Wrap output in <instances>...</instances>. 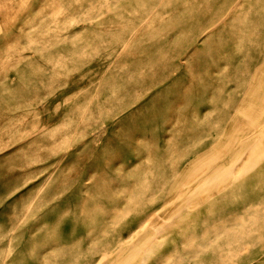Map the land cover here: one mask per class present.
<instances>
[{
  "label": "rangeland",
  "instance_id": "rangeland-1",
  "mask_svg": "<svg viewBox=\"0 0 264 264\" xmlns=\"http://www.w3.org/2000/svg\"><path fill=\"white\" fill-rule=\"evenodd\" d=\"M263 64L264 0H0V264H264Z\"/></svg>",
  "mask_w": 264,
  "mask_h": 264
},
{
  "label": "bare ground",
  "instance_id": "bare-ground-1",
  "mask_svg": "<svg viewBox=\"0 0 264 264\" xmlns=\"http://www.w3.org/2000/svg\"><path fill=\"white\" fill-rule=\"evenodd\" d=\"M248 40H250V39H248ZM235 60H237V59H235ZM259 70H260V68H259ZM259 89L262 91L261 92L258 91L257 93H253V95H252L253 98H252V101L250 104L251 106L249 109L245 106L246 103L244 104L241 102V104L237 105L236 111L239 114H243L245 116H248V115L252 116L253 115V118L262 122V120H263L262 113L264 112L263 111L264 110V108H263L264 107V79H259V78L255 79L252 82V86L250 88V93L253 91L259 90ZM235 115L236 116H233L229 122L230 126H231V132L224 139L225 142H231L230 141V139L232 138L231 136H234V135L236 136L241 130H244V128H245V123H244V120L241 119V116L238 114H235ZM252 137H253V135L248 137V139L246 141L240 142L239 146H237V148L240 150V152H241V149H244L245 144L251 142ZM217 149L218 148L212 147L207 152L198 154L197 156L194 157V159L195 160H202V159L207 158V160H206L207 164H208V161H217V160H215L219 156ZM197 173H203V176H201L202 179H201L200 185L197 186L198 187L197 189H193V186H192L191 188H188L186 191H184V193L178 192L176 194V198H177L176 201H178L179 205L183 206V204H184L186 207H190V205H194L196 203V202H194V201H196L194 198L197 196V192H199L198 189L203 187L204 180L207 178H211V180L209 181V185H210V182H212V183L214 182L213 184H211L210 186L207 187L209 189H215L216 187L220 186L221 184L218 182V179H220L221 177H222L221 178L222 180H220V181H223V183H222L223 185H229L231 183V180H232V175L229 172V166H223V165H220L219 163H214V164H210V165L209 164L206 165L205 163H198V164H193L188 168L187 175L184 177L183 180L181 179L182 182L183 183L189 182L188 179L193 177L194 174H197ZM187 176H189V177H187ZM217 177H220V178H217ZM216 178H217V180L215 181ZM185 187H186V185H185ZM181 188H184V187H181ZM204 190L205 189H203L201 191H204ZM144 237L147 238L146 236H144Z\"/></svg>",
  "mask_w": 264,
  "mask_h": 264
}]
</instances>
